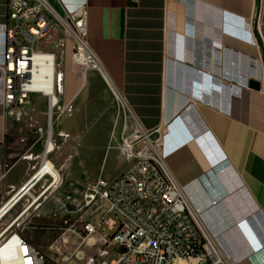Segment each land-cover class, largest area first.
Listing matches in <instances>:
<instances>
[{
    "label": "crops",
    "instance_id": "1",
    "mask_svg": "<svg viewBox=\"0 0 264 264\" xmlns=\"http://www.w3.org/2000/svg\"><path fill=\"white\" fill-rule=\"evenodd\" d=\"M64 1L72 6L82 0ZM86 1L89 41L103 68L83 72L70 42L54 47L71 48L59 72L61 99L73 108L62 117L60 132L78 140L82 157L95 155L105 176L111 150L119 158L123 118L114 90L119 91L144 128L169 125L168 164L225 252L236 264H264V0ZM7 3L0 0V210L33 177L44 151L43 146L36 156L27 151L7 161L15 131V118L3 104ZM252 79L259 89L249 87ZM122 160L112 167L114 176ZM85 179H73L76 201ZM49 180L41 178L23 193L0 222L2 228H24V237L46 252L47 264H56L55 241L75 248L81 219H99L107 205L80 202L64 231L62 225L38 230L36 223L56 205L49 196L61 190L54 185L31 205L35 188ZM97 237L81 246L78 259L64 264L114 258L115 247ZM84 246L91 251L81 253Z\"/></svg>",
    "mask_w": 264,
    "mask_h": 264
},
{
    "label": "built area",
    "instance_id": "2",
    "mask_svg": "<svg viewBox=\"0 0 264 264\" xmlns=\"http://www.w3.org/2000/svg\"><path fill=\"white\" fill-rule=\"evenodd\" d=\"M55 1L61 9L54 0H8L7 3L3 104L6 114L17 120L24 115L23 107L31 94H44L32 87L35 56L48 52L36 49V44L42 43L57 27L64 32L62 45L65 46L67 41L71 43L73 59L81 71L103 68L89 41L87 1L72 6L64 0ZM59 67L56 55L55 93L59 99L55 111H64L70 103H64L60 96ZM114 94L123 118L119 149L124 166L111 179L98 177L89 183L82 194L84 205L102 201L107 205L106 210L99 219L84 223L83 229L78 231L81 239L75 248L60 239L55 241L59 255L56 264L74 261L81 246L96 235L97 242L116 249L114 258L104 259L99 264H178L180 261L186 264H236L218 237L206 227L198 208L168 164L169 125L144 128L123 95L117 90ZM44 95L50 100L49 95ZM39 132L43 138L42 127ZM53 141L46 130L38 167L45 170L42 178H50V183L55 179L52 170L60 171L55 163L48 165L49 155L56 148L55 141L50 147ZM61 180L62 174L58 183ZM45 192L46 188L39 198ZM64 222L67 224L68 220ZM11 227L9 224L0 228V264L4 256L17 264H47L46 252L24 237V228L19 226L13 230ZM105 230L107 232H102Z\"/></svg>",
    "mask_w": 264,
    "mask_h": 264
},
{
    "label": "rangeland",
    "instance_id": "3",
    "mask_svg": "<svg viewBox=\"0 0 264 264\" xmlns=\"http://www.w3.org/2000/svg\"><path fill=\"white\" fill-rule=\"evenodd\" d=\"M64 32L63 29L60 28L57 32L53 31L49 36L43 39L42 43L36 44V49H42L48 52H57V60L60 63L65 56L66 53L71 51V48H54L63 46L64 43ZM64 47V46H63ZM60 70V67H59ZM32 97L37 98V100H30L24 107V115L20 120L15 119V131L14 134L9 139L8 148H7V161L15 159L27 151L34 153V156L39 154L41 148L44 146V139L46 138V130H48V122H49V100L48 96L35 93L31 94ZM72 104L64 111L56 110L53 116V139L56 144L55 151H53L50 155L54 162L59 161L61 164H57V168L60 169V173L62 174V180L58 183V189L60 193L58 194V190L49 196V199H53L56 202L51 208V212L47 215L44 220L38 221L37 227L38 230H41L42 227H58L57 225H62V231H64L68 224L74 222L76 217H74V212L72 210L76 209L81 202L84 205V201H82V195H79V199L75 200L77 197L74 195L72 191L77 184V181L73 179L78 178L79 176H85L84 181V191L89 186V183L98 177H104L106 179H111L114 177V172L116 167V163L121 159V153L119 152V158L117 157V153L114 150H111L109 156V171H107L104 176L102 167L97 161V157L95 155H85L81 156L78 152L79 142L73 137L70 133H61V119L65 115H70L72 113ZM52 124V123H51ZM42 127L45 131L43 138L40 135L39 128ZM96 141L100 142V139ZM10 156V158H9ZM123 161V160H122ZM74 176V178L67 183V178ZM51 180L47 182H42L38 185L33 191L35 195H38L43 189H45ZM74 184V185H72ZM83 191V193H84ZM82 193V194H83ZM76 201V202H74ZM85 210L82 212L84 213ZM68 220L66 224L64 220ZM88 221V218L85 217L81 219V222L84 224ZM4 221L0 222V228L4 226ZM60 231V230H58ZM87 250V251H86ZM90 248L83 247L81 253L86 251L89 252ZM80 257V254L77 255L76 259Z\"/></svg>",
    "mask_w": 264,
    "mask_h": 264
},
{
    "label": "bare ground",
    "instance_id": "4",
    "mask_svg": "<svg viewBox=\"0 0 264 264\" xmlns=\"http://www.w3.org/2000/svg\"><path fill=\"white\" fill-rule=\"evenodd\" d=\"M34 65L32 68V74H31V80H32V87L35 90L38 91H43L44 94L49 95V122H48V136L49 138L53 137V131H52V126H53V116L55 112V104L59 97L55 93V74H56V54L54 52H47L44 55H36L34 59ZM52 123V124H51ZM54 144V141L52 144H50V147ZM54 162L50 159L48 162L49 166H52ZM45 170L44 169H37L35 174L33 175V179L27 184L26 188L24 190H19L13 197L12 200L6 204L1 210H0V216L3 215L5 210L10 208L15 201L19 199V197L23 193H28L30 190L35 186V181L37 182L42 178V175L44 174ZM53 175L55 176V179L52 183L48 184L46 187V190L50 189L52 186L56 185L58 181L61 178V173L58 169L52 170ZM35 182V183H34ZM25 185V184H24ZM39 196L34 197V201H31V205L34 204L38 200ZM33 199V198H32ZM29 204V206H31ZM180 264H186L185 261H180ZM178 263V264H179ZM2 264H17L16 261L11 260L8 256H4L2 259Z\"/></svg>",
    "mask_w": 264,
    "mask_h": 264
},
{
    "label": "water",
    "instance_id": "5",
    "mask_svg": "<svg viewBox=\"0 0 264 264\" xmlns=\"http://www.w3.org/2000/svg\"><path fill=\"white\" fill-rule=\"evenodd\" d=\"M249 87H251V88H253V89H259V88H260V83H259L258 81H256V80H253V79H252V80L249 81ZM34 177H35V176H34ZM34 177H33V178H34ZM33 178H31L30 181H31ZM28 182H29V181H28ZM28 182H27V183H26V184L20 189L21 191L24 190V189L26 188ZM35 182H37V180H36ZM35 182H34V183H35ZM15 202H16V201H15ZM7 210H9V208H8ZM7 210H5V212H6ZM5 212H4V213H5Z\"/></svg>",
    "mask_w": 264,
    "mask_h": 264
}]
</instances>
